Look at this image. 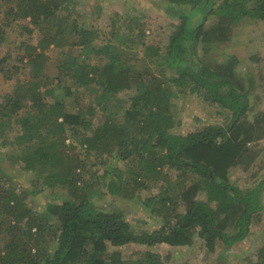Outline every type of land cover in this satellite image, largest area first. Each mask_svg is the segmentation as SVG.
I'll return each mask as SVG.
<instances>
[{
  "label": "trees",
  "instance_id": "trees-1",
  "mask_svg": "<svg viewBox=\"0 0 264 264\" xmlns=\"http://www.w3.org/2000/svg\"><path fill=\"white\" fill-rule=\"evenodd\" d=\"M151 1L179 20L164 53L161 46L147 50L139 18L126 19L125 32L110 20L108 33L86 26L74 0H0L5 23L29 19L34 27L23 28L39 33L36 45H27L19 57L21 64L26 59L34 65L30 79L18 82L0 105V264H168L171 255L164 259L148 250L128 259L120 248L190 247L198 237L214 253L218 243L227 248L242 243L264 211V180L245 192L227 178L231 167L248 168L253 161L245 155L248 144L264 136V111L253 123L248 120L249 92L236 78V58L209 63L197 48L202 44L208 55L244 20L264 25V0ZM5 38L6 26L0 24V44ZM51 47H89L99 64L61 59L58 76L48 79L39 62ZM180 93L215 104L230 123L175 133L181 122L171 107ZM84 95L91 100L84 101ZM115 109L121 118L112 116ZM95 119L100 121L94 124ZM7 147L11 165L37 176L30 188L24 189L4 164L11 153ZM15 147L22 148L21 154ZM114 154L127 162L128 171L108 170L109 196L128 195L130 185L134 191L156 187L165 180V168L200 179L183 193L161 187L146 204L164 224L138 233L123 214L101 209L88 192L100 184L94 174L87 178V158H93L94 168L106 167ZM56 190L65 193L61 201L38 196H53ZM36 202L44 204L49 217L36 213ZM253 264H264V246Z\"/></svg>",
  "mask_w": 264,
  "mask_h": 264
},
{
  "label": "rangeland",
  "instance_id": "rangeland-1",
  "mask_svg": "<svg viewBox=\"0 0 264 264\" xmlns=\"http://www.w3.org/2000/svg\"><path fill=\"white\" fill-rule=\"evenodd\" d=\"M74 1L77 4V11L83 15V20L87 21H85L86 26L100 27L108 33L109 31L106 28H110V25H108L110 20L115 21L119 30L125 32L129 25L126 19H129V17L132 19L139 18L145 30L143 42L149 51H153L149 48L151 46H161L164 53L168 39L173 33L175 26L179 23L177 18L166 14L164 10L156 7L151 0ZM216 1L219 3L222 0ZM1 12L0 24L6 26V38L0 44V62L5 59V56L11 55V57L0 67V105L4 96L13 92L18 82L23 83L30 79V71L34 65L30 64V62L27 64L26 59L21 64L19 57L25 54L27 45H36L39 34L37 31L29 34L23 28V26L34 27L29 19L20 20L9 26V24L5 23L4 18H2ZM2 19L3 21H1ZM197 48L198 55L207 58L209 63L229 64V62H234L232 58H236L235 75L249 92L250 108L246 116L253 123L254 119L264 111L263 23L251 20L242 21L231 30L230 40L213 44L208 55L205 54L206 49L202 44H198ZM68 51L70 53L65 58L62 57V54ZM61 59L68 62L77 61L79 63L89 62L99 64V60H97L89 47L73 49L69 47L60 49L51 47L45 52L43 59L39 62L42 66L43 74L48 79L55 80L58 76V65ZM16 68L20 69L18 73H15ZM55 84L56 81L50 82L49 86H54ZM82 92L88 95L87 90H82ZM84 97V101L91 100V97L87 98L86 95ZM121 97L123 96H118V98ZM93 104L98 106L96 101ZM171 110L175 118L181 122V125L174 130L177 134L186 135L199 131L204 127L226 128L231 120L230 116L223 112L220 107L215 104H209L191 93L176 95L172 100ZM111 112H113L112 116L117 114L121 118L120 114L122 112H119L118 109ZM98 117L100 119V116ZM99 121L95 119L94 124H97ZM0 143H2V140H0ZM66 144H69V141ZM4 150L11 152L5 158L4 164L11 169V172L15 174L24 189L30 188L32 186L31 182H35L37 176L18 169L19 166L14 167L11 165L12 149L7 147ZM15 150L16 154L17 151L20 154L23 151L21 147H15ZM70 153L73 154L75 151L71 149ZM78 153L79 149L76 151V154ZM82 154V158L85 159V153L83 152ZM245 157L248 160H253L249 167L246 168L245 164L231 167L227 178L230 184L246 192L254 189L264 180V136L262 139L248 144ZM92 159V157L87 158V162L90 163L87 178L94 174V180H97L100 185L99 187L89 189L88 192L91 194V199L105 211L123 214L132 228L138 233L143 231L152 232L163 226L164 220L161 217H155L151 212L152 208L146 204V201L150 197L161 192V187L171 189L175 194L183 193L185 189L194 185L200 179V176L190 171L183 176L176 170L165 168L163 170L165 180H160L158 186L134 191L133 185H130L128 187V195L125 193V196H109L106 188L107 178H110V176H107L108 170H122L127 175V162L117 159L114 154L107 160L106 167H102L99 164L98 167L94 168L91 166L95 163ZM39 189H43V187ZM53 194V196H50L47 192H43L38 196L42 198L52 197L56 201H61L65 193L61 190H56ZM200 198L203 197L201 196ZM27 202H30V198H28ZM262 204L264 206V189L262 191ZM32 206L40 217H49L44 204L36 202ZM263 246L264 211L259 214V218L253 220L250 233L242 243L236 244L231 248H227L223 243H218L214 253L208 252L204 241L198 237H195L194 244L190 247L175 248L166 245H156L148 248L144 245L130 244L120 248V251L128 259H135L138 252L148 250L160 254L164 259L168 255H171L168 264H253L257 261L258 253Z\"/></svg>",
  "mask_w": 264,
  "mask_h": 264
}]
</instances>
